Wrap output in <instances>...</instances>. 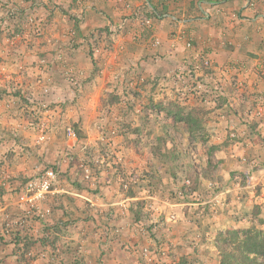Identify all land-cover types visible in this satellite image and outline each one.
Listing matches in <instances>:
<instances>
[{"label":"crops","instance_id":"1","mask_svg":"<svg viewBox=\"0 0 264 264\" xmlns=\"http://www.w3.org/2000/svg\"><path fill=\"white\" fill-rule=\"evenodd\" d=\"M0 1L3 6L0 8V88L3 89L1 94L4 93L0 97V155L10 158L9 153H13L14 158L12 161L8 159L10 165H6L7 172L14 179L11 178L10 184L5 186L9 193H4L2 210L17 212L14 210L17 193L12 194L10 190H19L22 181L42 173L65 145L60 144L59 133L54 131L61 117L55 111L43 114L53 126L55 134L52 139L39 146L34 143L32 131L15 114L17 102L6 95V85H9L6 75L12 74L21 87L30 86L34 98L39 99L41 95L36 81L42 82L43 79L51 90L49 100L52 103L70 99V91L56 75L58 55L71 46L70 31L74 34L75 52L70 63L85 72L93 68L87 57L90 35L97 31L101 36L97 47L101 54L97 57L99 61L95 67L98 70L93 76L94 81L85 86L81 100L71 98L72 103L63 106L67 112L65 117L71 118L65 120L68 123L76 117H85V122L81 123L84 127L79 129L83 135L82 143L97 144L99 130L107 129L95 124L99 102L116 84L121 85L130 67H137L144 75L146 85L156 86L154 93L151 88L140 89L134 102H128L131 108L127 110L120 104L122 98L115 99L117 103H113L111 118L114 123L112 132L115 133L109 137L111 142L104 140L101 144L109 145L114 151L126 149L129 167L137 163L153 167L160 161L151 154L137 156L136 151L141 153L140 149L153 148L166 153L178 145L189 146V143L196 150L203 148L196 132L206 134L208 141L205 143L213 153L205 157L198 152L193 156L194 161L189 162L186 158L188 168H185V174L193 183L194 194L189 197L192 203L160 202L144 223L133 218V205L127 212L117 206L121 198L119 178L114 168L99 174L97 186L93 189L83 182L76 165L62 163L61 175L53 191L45 202L39 204L41 209L50 208V214L41 222L22 214L19 217L22 229L29 233L21 245L28 244V249L35 253L44 251L46 254L45 258L36 259L31 264H147L139 253L145 245L153 252L154 264H219L213 242L216 234L251 225L264 229V120L260 124L241 120L253 96L264 100V0H27L26 7L35 24L44 26L40 37L22 26L26 10L11 15L12 8L18 7L23 0ZM15 19L21 22L23 31L20 39L13 43L8 40L7 27H10V20ZM186 41L190 42V49L186 47ZM200 53L211 58L222 71L217 77L223 76L220 84L228 85L224 97L217 100V106L210 103L207 108L199 106L196 99L185 104L169 102L173 99L168 92L171 86L167 76L184 58ZM44 59L49 65L46 68L50 67L47 72L40 64ZM19 61L29 69L26 75H18L14 69ZM234 74L237 79H227ZM114 76L118 77L116 82ZM233 80L243 86L240 94L233 93L230 88ZM84 100L88 105L84 106ZM153 101L158 102L157 108H161L160 117L171 116V121H167L171 124L161 127L152 122L150 108ZM76 102L77 105L83 103L84 112H77ZM226 104H233L234 109L226 110ZM7 105L10 110L5 109ZM176 105H180L179 110ZM187 106L193 111L191 116L203 119L202 129H192L191 136L180 117L187 112ZM194 107L202 109L199 111ZM91 117L94 122L89 121ZM125 117L128 127L119 130ZM166 129L175 135L156 136L157 133L166 134ZM177 130L181 136H176ZM231 131L237 135L233 143L228 137ZM13 132L14 137L11 136ZM148 132L152 138L145 136ZM75 153L79 161L78 150ZM255 158V169L243 161ZM74 161L77 162L76 157ZM192 164H200L203 171L195 172L189 167ZM236 176L252 181L249 179L247 186L246 183L236 185ZM162 179L168 180L166 176ZM207 181L227 190L221 208L201 207L207 198ZM144 194V190L138 189L130 199H141ZM169 217H173L172 220ZM138 224L146 226L145 233L134 230ZM46 231L53 233L50 243L41 238ZM31 235H34L33 239ZM28 239L31 242H27ZM3 242L7 241L0 243V259L6 257L8 248L13 246Z\"/></svg>","mask_w":264,"mask_h":264},{"label":"rangeland","instance_id":"2","mask_svg":"<svg viewBox=\"0 0 264 264\" xmlns=\"http://www.w3.org/2000/svg\"><path fill=\"white\" fill-rule=\"evenodd\" d=\"M1 2V1H0ZM28 5L27 0H23L22 3L18 7L12 8L11 11L12 14H19L24 13V19H23V27L24 29L28 30V28L31 29V33L35 35L36 37H40L43 33L44 26L42 23L35 24L33 20V16L31 15V12L26 7ZM3 6H0V8ZM61 7V6H60ZM28 10V12H27ZM23 11V12H22ZM57 11V10H56ZM63 10H59L61 12ZM9 17V16H8ZM11 17V16H10ZM16 21L10 20V27L8 28V34L10 35L8 40L9 42H15L17 39H20L21 33L23 31V27L21 26V22L15 19ZM20 22V23H19ZM70 38L72 41H70L69 45H71L68 49L65 50L63 54H59V59L57 62H59V70L56 73L58 75L57 79L59 82L61 81L64 83V86L70 91L71 98L75 100H81V94L84 93V88L87 85H91V83L94 81V75L95 72L98 70L95 66L96 63H98V56L101 54L100 50L97 48L99 42L101 41L100 32L94 31L90 36V46L89 50L87 52V57L89 59V62L92 63L93 68L89 69L85 72V69L76 67L73 64V62L70 63V60L72 58V55L74 52V42L72 38L73 31L69 32ZM74 35V34H73ZM190 44L189 41H186V47L188 49L191 48L190 46H187V44ZM65 58V59H64ZM75 58V57H74ZM47 59H44L41 61V65L49 66L47 64ZM76 61L78 60L75 59ZM69 63V64H68ZM14 69L16 70L18 75L27 74L29 72V69L22 63V61H19L18 64H15ZM28 69V70H27ZM50 67L46 68L45 72L49 71ZM4 71V70H3ZM6 71V70H5ZM4 71V72H5ZM4 72H1L5 74ZM222 71L215 66L214 62L209 58L208 56H205L204 54H193L190 55L188 58H184L180 64H177V66L174 68L173 72L167 76L168 82L171 86V88L168 90V92L171 95L172 101H169L173 104H185L191 99H196L198 102V105L202 106L203 108H207L210 103H214L217 106V100L219 98H223L224 89L226 90L225 85L220 84L223 82L224 78L223 76L217 77ZM60 73V74H59ZM6 75V74H5ZM12 74H8V83L9 85H6V91L7 96L14 99L13 101L17 102L15 104L16 108V116H18L21 121L25 125L28 126V128L32 131L31 137L34 143L39 146L41 143H45L50 138L52 139V136L54 131H56L58 134V140L60 144L63 145L61 152H59L58 156L55 160L52 161V163H49L46 165V168L42 171V173L38 174L37 176L29 177L25 181H22L19 184V190L13 189L10 190V193H17L16 194V207H15V213L12 212H6V210H2L3 205V196L4 193L8 192V190H5V186L7 184H10L11 182V176L7 172L6 165H10V161H12L13 153H9L11 155L10 158H6V155L2 156L0 155V243L2 241L4 245H13L12 247L8 248L7 256L0 259V264H31L36 259L45 258L46 254L43 252L35 253V251L28 249L29 245L24 244L23 246L21 243L26 241L25 235L29 233H25L24 229H22V221L20 220V215L22 214L25 218L31 217L35 218L37 221H42L50 214V208H44L41 209L39 207V204L46 201L47 196L53 191V187L55 183L58 181L57 178L60 176V169H62L61 164L62 163H68L69 166L76 165V170L78 169V174H81L82 180L84 183H86L90 188H96L97 181L99 174H101L103 171H107V169H115L116 174L118 176L119 180V191H120V200L117 201L119 204V208L122 211L127 212L130 208V205H133L132 215L133 218L136 221H140L144 223L146 219L150 217V215H153V210L156 206L159 205V203H166L167 201L172 202H180L182 204L190 203L191 201L189 198V192L191 195L194 194L193 192V183L189 179V177L185 174V168H188L186 164V158L189 161L193 160V156H196L198 152L202 156L210 157L212 156V150L210 151V147L205 143L208 141L206 134L203 133H197L196 136L198 137L199 141L202 144L203 148H199L196 150L195 146L192 145V143H189V146L181 147L178 145V148H172L166 151V153L160 152L158 149L153 148H146L145 150H141V153L136 151L137 156H146L148 154L153 155L155 159H159L160 161L157 164H154L153 167H145L143 164H135L132 167L127 166L126 163L128 161L126 160V149H119L115 151L109 147V145H102L103 141H110L109 137L115 133L112 132L113 126L112 124V107L113 103H117L115 99L122 98V101L120 104L127 110L128 108H131L130 105H128V102H134L135 100V94L141 91H143L144 88L147 87L149 90L151 88V93H154L155 87H152V85H146V79L142 72L138 70L137 67H130L128 71V76L125 78V80L121 81V85L114 86L112 88V91H108L106 93V96L103 101H100L97 107L98 115H96V123L97 126H101V129H105V131H100V139L97 141V144L95 145H89L82 143V132L79 130L82 126L81 123L85 122V117H76L74 121H70L69 123L65 120L71 119L69 117H65L67 112L63 109V106L68 105L72 99H61L58 103H52L49 100L50 95V88L47 84H45V81L42 79L36 81V88L41 91L40 98H34L30 91V86H23L21 87L18 85L15 80L11 77ZM24 75V76H25ZM123 75V74H122ZM235 78L237 79V75L234 74L232 76H228L227 79ZM227 79H225V82ZM113 80L116 82L118 80L117 76L113 77ZM235 82H232L230 84V88L233 90V93L240 94V90H242L241 84L237 83V80H233ZM119 83V81H118ZM3 92V89L0 88V97L4 95L1 94ZM223 94V95H222ZM243 95L244 89H243ZM223 96V97H222ZM48 98V100H47ZM84 100V106L88 105ZM75 102V101H74ZM72 103V102H70ZM140 105L139 103H137ZM158 102L153 101V104L151 105V115L152 122L157 125H167L171 121V116L164 115L163 117H160L161 114V108H157ZM75 109L80 114L81 111H83V103H80L77 105V102L75 103ZM155 105V107H153ZM141 106V105H140ZM178 107V110L180 109V105H176ZM9 105L5 106V109L8 108ZM143 107V106H142ZM224 107H226V110H233L234 106L233 104H226ZM116 108V107H115ZM183 108H185L183 106ZM182 108V109H183ZM201 110L200 107H194V109ZM187 112H184V116L181 117V123L185 125V128L189 135L191 136L192 129L195 128L198 130H201L203 123V119L195 118L194 116H191L192 110H189L188 106L186 108ZM10 110V109H9ZM136 110H139V108H136ZM204 110V109H203ZM55 111L58 112L59 115H61L59 119L58 126L53 131L52 124L43 117V114L46 112ZM189 111V112H188ZM205 111V110H204ZM175 112V110L173 111ZM100 113V115H99ZM187 113V114H186ZM163 115V114H162ZM73 117V116H72ZM126 118V117H125ZM74 119V118H73ZM174 119V118H173ZM241 120L243 123H258L260 124L264 120V100L260 97L253 96L250 104H248V107L245 111V115L241 116ZM90 122H94V118L91 117L89 119ZM118 123V122H117ZM120 124V123H119ZM171 124V123H170ZM122 127H128V119L126 118L125 122H122L119 126L122 129ZM116 129V128H115ZM163 129V128H162ZM53 131V132H51ZM167 133H157L156 136L160 135L163 136L161 138H164V136L168 137L171 134L173 136L175 135V132H172L168 129H166ZM197 131V130H196ZM69 132L71 135H69ZM177 135L180 134V130H177ZM108 133V134H107ZM103 135V136H102ZM11 136H15V132L11 134ZM145 136L152 138L151 133H147ZM142 137H144L142 135ZM229 139L233 142L236 141L237 135L234 131H231L228 134ZM157 139V137H156ZM190 139V137H189ZM111 142V141H110ZM22 143V142H21ZM23 146V145H22ZM192 146L194 148H192ZM25 147V146H23ZM76 147V149H75ZM75 150H78L80 160L78 161V157L76 156ZM135 151V150H133ZM210 151V153H209ZM178 152V153H177ZM145 153V154H144ZM199 154V153H198ZM8 156V154H7ZM75 157L77 158V162L74 161ZM10 161H9V160ZM206 159V158H205ZM140 160V159H139ZM146 160V159H145ZM6 161L8 164H6ZM246 162H249V166H251V169H255L257 167L256 158L255 159H249V160H243ZM72 163V165H71ZM129 164V163H128ZM190 164V163H189ZM216 166V165H215ZM214 166V167H215ZM158 167V168H156ZM189 167L195 170V172H202L203 169H201L200 164L195 165L192 164ZM148 168H151L150 171H148ZM48 170H53L55 179L52 182L50 192L44 199H38L33 202L32 205H30L27 200L25 199L26 196V186L30 182H38L40 179L45 175V173ZM198 170V171H197ZM254 171V170H253ZM192 172V170H191ZM190 173V172H189ZM167 177L168 180L165 181L162 179L163 177ZM249 176V175H247ZM250 177V176H249ZM78 178V177H77ZM14 179V178H12ZM236 185L237 184H243L247 186V182L249 179L243 180L240 176H236L235 178ZM251 180V179H250ZM234 181V180H233ZM252 181V180H251ZM171 182V184H170ZM212 184L214 186H217L212 181H207L205 185L206 191H208V185ZM70 185H73L71 182ZM224 187V186H223ZM220 188V187H219ZM257 186H254V189H256ZM144 190L145 194L141 197V199H130L134 197V191L137 190ZM225 189V188H220ZM181 191L182 195H179V192ZM9 193V192H8ZM206 200L202 202L201 207L205 204L207 200L210 199V195L207 192ZM224 200H226V197H224ZM131 202H133L131 204ZM192 203V202H191ZM200 204V203H199ZM206 205V204H205ZM209 206V205H206ZM218 208H221L220 206H217ZM21 208V209H20ZM22 211V212H21ZM137 212V214H136ZM126 214V213H125ZM170 220H172V217H169ZM254 228L257 230H264V229H258L255 225H251L247 228L243 229H250ZM134 230H137L139 234L145 233L146 226L143 224H138ZM236 230V229H233ZM229 230V231H233ZM228 232V231H225ZM222 232V233H225ZM221 233V232H219ZM29 236V235H28ZM27 236V238H28ZM53 233L46 231L45 234H42V239L44 238V241L47 243H50V239H52ZM217 234L215 235L216 238ZM31 239H33L34 235L30 236ZM215 238H214V251L215 249ZM30 239V238H29ZM27 240V242H31L30 240ZM47 247V245L45 244ZM142 248H148L151 252L152 250L147 245L142 246ZM22 249V250H21ZM139 249V250H140ZM164 251V250H163ZM162 253L164 254V252ZM218 263H219V256L217 255V252H215ZM15 255L18 256V258H15ZM141 256V255H140Z\"/></svg>","mask_w":264,"mask_h":264},{"label":"trees","instance_id":"3","mask_svg":"<svg viewBox=\"0 0 264 264\" xmlns=\"http://www.w3.org/2000/svg\"><path fill=\"white\" fill-rule=\"evenodd\" d=\"M215 249L219 264H264V230L250 228L218 233Z\"/></svg>","mask_w":264,"mask_h":264},{"label":"built area","instance_id":"4","mask_svg":"<svg viewBox=\"0 0 264 264\" xmlns=\"http://www.w3.org/2000/svg\"><path fill=\"white\" fill-rule=\"evenodd\" d=\"M187 46H190V44L188 43ZM69 135H71L70 132H69ZM54 177L55 175H54L53 170H48L45 173V175L40 179V181L30 182L27 184L26 186L27 192H26L25 199L30 205H32L33 202L38 199H44L49 194L52 182L55 179ZM207 192L210 195V199L207 200L205 204L210 205L212 207H217V206L222 207L223 203L225 202L224 197H226L227 190H222L217 186L209 184ZM188 194H189L188 195L189 197L192 196L190 192ZM181 195L182 193L180 191L178 196H181ZM139 253L145 263L154 264L155 259L153 257V252H151L148 248L140 249ZM160 254L163 255L162 251Z\"/></svg>","mask_w":264,"mask_h":264}]
</instances>
